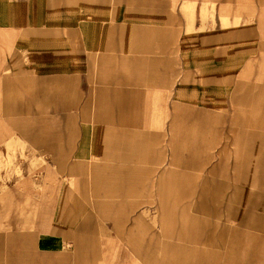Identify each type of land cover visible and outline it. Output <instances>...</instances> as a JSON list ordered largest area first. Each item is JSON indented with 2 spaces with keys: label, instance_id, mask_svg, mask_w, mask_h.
<instances>
[{
  "label": "rangeland",
  "instance_id": "rangeland-1",
  "mask_svg": "<svg viewBox=\"0 0 264 264\" xmlns=\"http://www.w3.org/2000/svg\"><path fill=\"white\" fill-rule=\"evenodd\" d=\"M187 1L113 0L111 20L128 22L121 31L128 37L121 44L126 94L113 125L135 130L125 164L82 166L34 148L64 128L81 129L84 149L98 124L111 125L107 97L117 81L111 80V58L101 55L111 49V24L102 40L89 34L92 65L80 78L32 73L24 56L10 71L13 56L0 49V214L8 219L14 188L17 223L36 229L47 217L64 224L66 237L76 226V247L65 248L63 264H264L258 246L248 248L264 244L260 0H193L189 7ZM137 30L157 38L147 40L145 32L138 40ZM242 30H252L254 38L239 50ZM0 39L8 45L5 34ZM151 43L160 45L162 57L174 58V76L157 70L166 63L151 55ZM170 112L177 119L169 120ZM170 122L189 130L191 143L178 135L170 161L163 149L154 165L139 163L143 130L164 131ZM146 144L150 156L158 150V140ZM65 198L71 202L66 215L40 210L57 199L60 214ZM128 240L139 246L129 247ZM46 263L59 264L53 255Z\"/></svg>",
  "mask_w": 264,
  "mask_h": 264
},
{
  "label": "crops",
  "instance_id": "crops-1",
  "mask_svg": "<svg viewBox=\"0 0 264 264\" xmlns=\"http://www.w3.org/2000/svg\"><path fill=\"white\" fill-rule=\"evenodd\" d=\"M192 1H187V7L193 5ZM252 8L251 4L250 12ZM112 13L113 0H0V37L1 34H5L9 38L8 45L0 39V49L6 50L9 55L13 56V65H8L10 71L15 69L14 64H17V57L24 56L28 63L26 66L32 73H42L41 75L56 77L58 80L61 77L72 76L80 78L82 74H88L92 65L90 54L95 48L91 49L89 34H95L97 40H102L107 34L106 29L110 28L106 26L111 24L112 27L110 30L112 36L108 38L111 49L101 54L111 58V68L115 72L111 80L117 81V86L110 87L107 97V103L113 108L110 116L111 125H108L107 122L104 123V126L98 124L92 130L90 142L84 149L81 148L83 136L81 129L66 132L63 128L60 130L61 133L58 130L56 133H51V136L56 137L52 139V142L34 146L36 151L56 152V157L59 160L79 162L82 166L88 167L94 166V164L100 167L103 165L117 166L127 162V155L131 151L130 136L135 130L125 128V132H123L122 128H116L113 125L116 126L120 119L117 105L123 102L121 97L126 94L123 92V87L126 85L121 81L122 58L125 56L121 44L128 37H123L121 31L123 27H128V22L125 19L118 23L117 16H115V20H111ZM257 20L261 37L264 38V0H260ZM91 22L101 23L104 27L94 26ZM118 24V30L114 31L115 25ZM246 27L249 29L248 25ZM134 32L138 36L141 35V37H137L138 40L145 39L143 35L146 31L137 30ZM146 33L149 34L147 40L157 38L155 32ZM253 36L252 30H242L239 34L240 44L237 49L243 50L244 45L250 39L252 40ZM151 44V55L166 63V65L158 64L157 70L167 73V76H174V58L171 56L162 57L160 45L157 44L154 48L153 43ZM158 46L160 51L157 49ZM132 51L137 55L143 54L141 52L143 50ZM13 85L15 84L13 83ZM174 119H177V113L170 112L169 120ZM143 131L144 139L142 141L144 144L137 150L140 154L137 161L145 166L154 165L161 158L163 149L165 152L168 151L170 161L173 151H177L178 135L184 136L185 142L191 143V140L187 139L190 131L177 129L171 122L164 131L163 129L153 130L152 133L148 130ZM5 135L7 134L3 136ZM77 135L80 138L77 139ZM150 137L153 141L158 140L159 142L158 150L154 149L151 156L146 144ZM31 146L33 147V145ZM83 151L90 157L82 156L81 152ZM25 196L29 198V192H25ZM16 198V190L10 189L7 203L8 219L5 221L0 214V264H47L46 261L50 255H53L59 264H63L66 256L65 248L76 247L73 240L76 226L71 228L72 235L66 237L64 224L59 226L48 222L47 217H42V222L36 225V229H33L32 224L17 223L15 217ZM65 199L64 212L60 214L55 211L59 204L57 199L49 204L41 203L40 210H44L45 215L49 216V210L52 207L53 216L55 214L56 216L66 215V210L70 208L71 202L67 198ZM41 213L43 215V211ZM129 242V247L139 246L136 242ZM257 246L260 253L264 254V244H254L253 246L250 244L248 248L255 249Z\"/></svg>",
  "mask_w": 264,
  "mask_h": 264
}]
</instances>
